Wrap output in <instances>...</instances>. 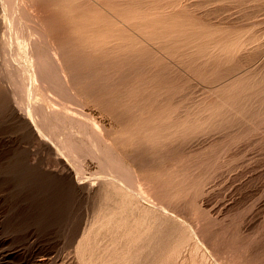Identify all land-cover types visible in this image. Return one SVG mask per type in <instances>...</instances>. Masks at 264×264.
I'll use <instances>...</instances> for the list:
<instances>
[{
  "label": "rangeland",
  "instance_id": "rangeland-1",
  "mask_svg": "<svg viewBox=\"0 0 264 264\" xmlns=\"http://www.w3.org/2000/svg\"><path fill=\"white\" fill-rule=\"evenodd\" d=\"M212 1L14 0L7 27L0 0V239L17 259L35 241L60 250L61 264L77 263L69 240L79 222L123 206L101 187L110 164L138 169L145 195L174 216L173 229L183 223L194 234L171 264H264V0ZM54 43L76 76L78 97L58 87L65 96L49 101L71 109L72 121L54 130L72 141L71 156L59 141L62 152L28 136L8 113L7 74L19 67L33 75L26 54ZM80 179L99 185L87 191Z\"/></svg>",
  "mask_w": 264,
  "mask_h": 264
},
{
  "label": "bare ground",
  "instance_id": "bare-ground-1",
  "mask_svg": "<svg viewBox=\"0 0 264 264\" xmlns=\"http://www.w3.org/2000/svg\"><path fill=\"white\" fill-rule=\"evenodd\" d=\"M29 1L34 2L36 0H29ZM95 1L98 2V0H95ZM184 1H185V4L188 6H194L197 3L201 2V0H184ZM207 1H208V3H206V4L210 5L211 4V2H209L210 0H207ZM214 1H212V2H214ZM222 1H223V3H222ZM222 1H221V4H224V2L228 1V3H230L229 1H232V0H225V1L222 0ZM240 1L242 2V0H239V2ZM232 2H234V1H232ZM232 2L230 3L231 5H232ZM202 3H203V0H202ZM204 3L200 4V5L201 6L204 5ZM218 3H220V1H218ZM13 4H14V0H1L2 11H3L1 13L2 14V20L7 23V27H9V26L11 27V25L13 24L12 20H11L12 17L10 16V11L13 8ZM225 4H227V3H225ZM197 5H196V7L198 8L199 5L198 6ZM209 5H207V7ZM214 5H216V3ZM201 6L199 7L200 10L202 8ZM212 6L210 5V7H212ZM227 6H229V4ZM11 15H12V12H11ZM38 16H39L40 22H43L44 16L42 14H39ZM9 30H10V32L11 31L15 32V29L10 28ZM116 30L119 31L118 29H116ZM17 33H18V30H17ZM17 33H16L15 37L19 43L20 37H19V34H17ZM54 40H57L56 37H54ZM51 41L53 42L52 39H51ZM59 46H60V44H59ZM59 46H57L55 44V45H53V47H51L50 50H45L44 52H40V54H34L33 49H31V51L28 52L29 54H26V55H28V57H26V55H24L27 59H29V61H31V64L33 62V65L35 67V68H33V69H35L33 75L32 74L26 75V72L23 71L26 69H21L19 67L12 69L13 71H11V72H9V74H7L6 81L10 82L13 86V90L11 93H12V98L14 100V102L12 101V103H11L12 107H11L10 112H8V113H12L13 115L16 116V118H20V120L24 126V127L23 126L22 127L24 128V130H26V134L28 136L34 138L35 140L37 139V141L38 140H40V141L48 140V142L50 141L49 143L52 145V150H54L55 148L57 149V147H58V149L60 151L61 149L58 146L60 143V146L62 145L61 147H63L62 150L67 151L66 155L67 154L70 155V154H74L73 149L71 147L72 141L68 142V140H66V139L61 140V138H60L61 135L59 134L60 132H58L60 137H57L58 136L57 132H54V130L57 131L56 126H59V125H57L58 123H56L57 121L60 122L61 119H68L69 121H72L71 119H69L70 113L67 112V109H70V108L68 106V108H66L64 111L63 109L65 108L66 105L63 106L64 107L63 108L61 106V105H63V103H60L61 105H59V106H61V108L63 110L60 112L59 110L56 111L55 109H53L52 105H49L50 104L49 101H52V103H53L54 102L53 100H57V98L61 96V95L59 96L58 94H62V95L64 94V93L60 92V90H62V89L58 90V87L59 88H61V87L66 88L68 93H66L65 90H62V91L65 92L66 94H70L71 98L74 95L75 96L78 95V94L73 92L74 87L72 85V83H73L72 80H73L75 75L73 76L72 75L73 73L72 74L69 73L72 71H67L68 68H67V66H65L64 62L62 61V60H64V57H63L64 54L62 56V58H63L62 59L61 53L59 52V49L61 50V48H58ZM52 50L54 51V53L51 52ZM3 56L5 57V54H3ZM53 59L56 60V65L58 64L60 66V68L58 66V69H56L57 67L53 66L56 69L55 71H53L54 70L53 67H50V65H52ZM4 60L6 61V63L9 64L10 60L8 58L5 57ZM22 62H24V61H22ZM22 62H20V63H22ZM13 64H15V63H13ZM13 64L11 63V66ZM6 65H4V66L6 67ZM22 68H23V66H22ZM52 71L54 72L53 74H51ZM27 74H28V72H27ZM72 76H73V78H72ZM28 79H29V81H32L31 86H29V87L27 85V83L29 84V82L27 81ZM74 84H75V82H74ZM63 96H65V95H63ZM63 96L61 97V100H62ZM67 97L69 98V96H67ZM76 97H78V96H76ZM10 98L11 97H9V100H10ZM75 98L73 97L72 101L77 100V98L76 99ZM29 99H31V100L35 99V100H33L32 102H28ZM9 100H8V102H9ZM59 100H60V98H59ZM65 101H64V103H65ZM68 101L70 102V100H68ZM61 102H63V101H61ZM69 102L67 104H69ZM58 103H59V101H57L56 104L54 103L55 104L54 106L58 105ZM8 104H10V102ZM6 106H7V102H6L5 107ZM24 106H25V108H24ZM50 106L52 107V109L48 108ZM7 107L9 108V105ZM19 108H20V110L18 111ZM73 112H74V110H73ZM185 113H186V111H185ZM185 113H182V114H185ZM15 116H13V117L15 118ZM71 117H73V116H71ZM80 117H82V116H80ZM61 122H63V121H61ZM64 123H66V122L64 121ZM71 124H72V122H71ZM70 125H68V126H70ZM72 128H75V127L72 125V126H70L69 129L72 130ZM93 128H94V126H93ZM58 130H59V128H58ZM62 131H64V129ZM71 134H72V132H71ZM71 134H70V136H71ZM67 136H68V134H67ZM103 137H105V134ZM59 138H60V140H58ZM161 138H164V140L162 141L163 143H167L166 139H168V138L166 136H161ZM28 139H30V138H28ZM51 141L54 144H52ZM58 141H59V143H57ZM103 142H105V141H103ZM163 143H161V145H164ZM166 145L167 144H165V146ZM73 148H74V146H73ZM62 150H61V152H62ZM59 151H58V154H59ZM56 152H57V150H56ZM74 152H77V151L74 150ZM63 155H65V154H63ZM75 155L77 156L76 153H75ZM72 156H74V155H72ZM118 160L121 161L120 158ZM71 161H75V160H71ZM140 161H141V159H140ZM108 162H109V160L107 161V164H108ZM178 162L181 163L180 161H178ZM110 163H112V162H110ZM74 164H72V165L74 166ZM112 164H113V166L120 165V164L123 165L122 162L120 164L119 163L115 164L113 162ZM100 166H101V164H100ZM102 166L103 167L106 166L105 169L110 167L109 169H107V170H109L110 173H107V178L104 177V179L102 178L103 180L100 179L101 180L100 181L101 187H104L102 185H105L108 188H110L112 191L115 190V192H118V194H120L122 196L121 198H123L122 199L123 200V202H122L123 206L120 205V208L118 207V210L121 209V211H114V210H117L114 208L112 209L113 210L112 211L109 207L111 212L109 211V209H108L109 212H107V210H102V208H101L97 212L93 213V216L91 218H89L88 220H85L84 223L82 220H81L82 222H79L80 224L82 223V226H79L78 228L76 227V229L73 230L74 232L71 233L73 235H72V237H70V240H69L70 247L74 248V259H75V261H77L76 264H171L173 261H175V259L177 260V258H179V256H180L183 248H185L188 245V242L190 241V239H192L194 237L193 236L194 234L190 235L191 233H188L189 231H187V228L183 225L182 222H181L182 225L180 224L181 226H179L177 228L175 226L176 229H173V226L171 225V221L172 220L174 221V219H173L174 216H172V214H170L171 212L168 209V207H166L165 203H164L165 206L163 205V203L161 205L158 204L159 206L158 205L156 206V204L154 203L155 201H153L151 198H149V197H153V195L150 196V193H149L150 191L148 192V190H146V193L147 194L149 193V195H145V187L144 188L142 187L143 186V182H142L143 177L141 176L142 173H140L141 174L140 175L138 173L139 171H137L138 169L136 171L132 169V171H131L129 169V167L127 168V165H125L126 167L122 166L119 169H117L118 166H115L116 168L115 167L111 168L110 164H109V167H107V165H104V163H102ZM181 166H182V164H181ZM114 168L116 169L115 172L113 171ZM75 169H76V167H75ZM76 171H78V170L76 169ZM105 176H106V173H105ZM108 176H110V177H108ZM95 181H97V180H95ZM144 181H145V179H144ZM77 184L80 186L83 185L84 188L87 189V191H93V189H95V187L96 186L98 187V185H99L98 182L97 183H93V182L81 183V179L79 180V182L77 181ZM155 189H156V186H155ZM153 192L155 193V190H153ZM155 195H156V193H155ZM147 202H149V203H147ZM159 202H161V200ZM127 208H129L128 210H131V211L127 212L126 211ZM152 209H154L157 214L153 213L152 211H154V210H152ZM159 217H161L163 219L159 220ZM175 220H178V219H175ZM178 222H179V220H178ZM155 223H156V225H155ZM174 230H176V232ZM187 233L189 234V236L187 235ZM191 236H193V237L191 238ZM201 244H202V242H201ZM61 250H63V249H61ZM59 251L53 250V249H43L41 247H38L36 245L35 241H33V242L30 241V243L27 245V247L25 249V253H26V255L24 254L25 257L23 259L22 258L17 259L14 252H12V248L11 249L9 248L6 240L0 239V264H61V262H64V261H62V258H61ZM193 253H194V251H193ZM193 253H190L189 256ZM202 255H204V254L202 253ZM191 256H190V258H192ZM201 259H202V257H201ZM194 261H196V259ZM196 263H200V262H196Z\"/></svg>",
  "mask_w": 264,
  "mask_h": 264
}]
</instances>
